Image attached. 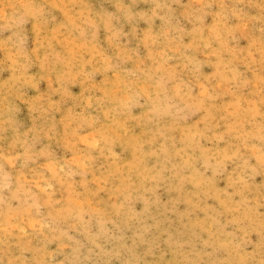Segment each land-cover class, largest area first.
I'll use <instances>...</instances> for the list:
<instances>
[{
	"label": "rangeland",
	"instance_id": "1",
	"mask_svg": "<svg viewBox=\"0 0 264 264\" xmlns=\"http://www.w3.org/2000/svg\"><path fill=\"white\" fill-rule=\"evenodd\" d=\"M0 264H264V0H0Z\"/></svg>",
	"mask_w": 264,
	"mask_h": 264
}]
</instances>
